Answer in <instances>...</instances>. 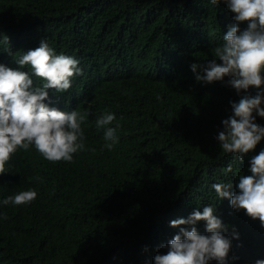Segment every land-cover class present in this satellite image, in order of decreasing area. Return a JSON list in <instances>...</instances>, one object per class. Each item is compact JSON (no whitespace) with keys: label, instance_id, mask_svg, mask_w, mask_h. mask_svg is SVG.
I'll list each match as a JSON object with an SVG mask.
<instances>
[{"label":"trees","instance_id":"16d2710c","mask_svg":"<svg viewBox=\"0 0 264 264\" xmlns=\"http://www.w3.org/2000/svg\"><path fill=\"white\" fill-rule=\"evenodd\" d=\"M233 15L224 3L209 0H30L23 15H9L0 25V63H15L46 38L57 53L80 61L83 71L70 94L76 106L115 111L121 132L110 154L117 164L89 166V179L69 188L68 211L34 201L39 215L66 227L48 232L55 244L25 240L8 217L0 219L6 240L0 264H153L158 252L167 251L160 245L179 230L169 222L206 204L229 226L227 235L233 227L239 232L229 264L264 258L259 220L232 209L210 188L235 187L239 175H250L249 159L264 148V139L243 162L222 154L214 137L231 114L229 102L240 96L220 81L197 82L189 67L213 58L211 49L222 43ZM256 122L264 124V118ZM196 226L205 232L204 221Z\"/></svg>","mask_w":264,"mask_h":264},{"label":"clouds","instance_id":"9594fccd","mask_svg":"<svg viewBox=\"0 0 264 264\" xmlns=\"http://www.w3.org/2000/svg\"><path fill=\"white\" fill-rule=\"evenodd\" d=\"M224 3L234 23L211 49L212 59L194 61L190 70L197 82L220 81L240 96L230 101L231 114L222 119L214 139L222 154H233L243 162L250 150L264 139V0H209ZM30 9V0H0V25L16 13ZM247 26L241 28V23ZM57 51L47 39L30 45L15 57V63H0V219L11 220V228L22 238L40 246L55 244L48 236L62 223L41 216L33 206L37 197L46 205L68 211L69 188L89 179L87 168L99 170L108 164L120 138L121 123L113 110L90 111L76 106L70 94L82 74L80 61ZM219 61V62H218ZM227 77V79H225ZM255 90V95L249 91ZM243 93V94H242ZM101 148L92 149L95 137ZM104 143L102 144V142ZM231 165L226 172H230ZM250 175H239L232 183H212L220 199L236 211L258 219L264 228V148L249 159ZM204 221L205 232L197 223ZM178 232L157 253L153 264H229L233 239L239 232L216 214V207H197L187 218L173 219ZM0 237V246L5 243ZM264 264V258L255 260Z\"/></svg>","mask_w":264,"mask_h":264}]
</instances>
